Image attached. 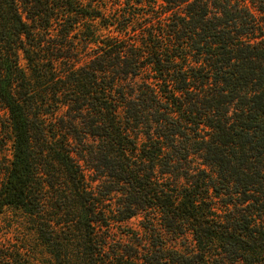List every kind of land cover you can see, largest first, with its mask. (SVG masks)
Listing matches in <instances>:
<instances>
[{
	"label": "trees",
	"instance_id": "obj_1",
	"mask_svg": "<svg viewBox=\"0 0 264 264\" xmlns=\"http://www.w3.org/2000/svg\"><path fill=\"white\" fill-rule=\"evenodd\" d=\"M106 2L0 0V210L54 264H264V0ZM112 193L191 249L109 244Z\"/></svg>",
	"mask_w": 264,
	"mask_h": 264
},
{
	"label": "rangeland",
	"instance_id": "obj_2",
	"mask_svg": "<svg viewBox=\"0 0 264 264\" xmlns=\"http://www.w3.org/2000/svg\"><path fill=\"white\" fill-rule=\"evenodd\" d=\"M112 1L107 0L106 3L108 5L114 4ZM101 33L105 34V31L102 30ZM21 64L23 65V62ZM12 144L13 132L9 116L6 109L0 104V188L5 180L6 169L11 160ZM193 160L195 163L201 164L198 157H193ZM94 174L90 178L94 179L96 177ZM105 182L107 187L109 186L108 189L112 188L114 183L111 181ZM93 185H100V183L95 181ZM112 196L113 199L108 204V208L113 210L115 221L111 222L112 225L107 236L109 244H115L120 240L127 242L128 238L133 240L131 243H136V240L141 239L146 244H150L154 238L160 236L169 250L184 252L193 246L192 238L189 235L181 237L179 234H166L162 227H149V216L145 212H141L126 222L116 221L120 215L117 211V203L120 201L121 194L112 193ZM37 223V218L30 217L13 206H6L0 210V256H8V260L3 257L4 260H0V264H54V259L49 254L48 247L41 242ZM103 231H105L104 228L100 233ZM75 236L73 237L72 234L66 232L64 235L60 233L58 237L64 242L66 241L65 238L68 237L70 246L75 248L81 241L78 234H75ZM224 264H241V262H225Z\"/></svg>",
	"mask_w": 264,
	"mask_h": 264
}]
</instances>
